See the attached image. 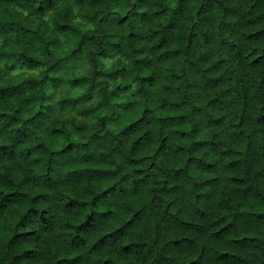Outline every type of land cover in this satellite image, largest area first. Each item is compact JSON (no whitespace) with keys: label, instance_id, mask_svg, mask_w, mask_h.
I'll use <instances>...</instances> for the list:
<instances>
[{"label":"trees","instance_id":"obj_1","mask_svg":"<svg viewBox=\"0 0 264 264\" xmlns=\"http://www.w3.org/2000/svg\"><path fill=\"white\" fill-rule=\"evenodd\" d=\"M0 264H264L255 0H0Z\"/></svg>","mask_w":264,"mask_h":264},{"label":"rangeland","instance_id":"obj_2","mask_svg":"<svg viewBox=\"0 0 264 264\" xmlns=\"http://www.w3.org/2000/svg\"><path fill=\"white\" fill-rule=\"evenodd\" d=\"M88 65L89 63L86 61H81L79 60L78 63H76V68L80 69V70H87L88 69ZM68 87H70L68 84H66L65 81H60L58 84L56 85H48V91H53L54 95L56 96L57 94H59L61 91L66 90Z\"/></svg>","mask_w":264,"mask_h":264},{"label":"flooded vegetation","instance_id":"obj_3","mask_svg":"<svg viewBox=\"0 0 264 264\" xmlns=\"http://www.w3.org/2000/svg\"><path fill=\"white\" fill-rule=\"evenodd\" d=\"M255 7L257 16L261 19L264 18V0H255Z\"/></svg>","mask_w":264,"mask_h":264}]
</instances>
